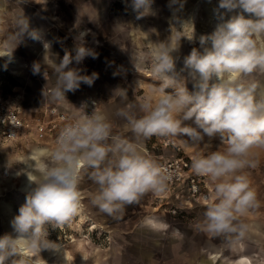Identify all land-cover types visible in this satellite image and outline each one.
I'll use <instances>...</instances> for the list:
<instances>
[{
    "label": "rangeland",
    "instance_id": "obj_1",
    "mask_svg": "<svg viewBox=\"0 0 264 264\" xmlns=\"http://www.w3.org/2000/svg\"><path fill=\"white\" fill-rule=\"evenodd\" d=\"M218 5L219 0H153L152 14L137 19L132 0H0V49L10 50L19 42L18 24L23 17L38 24L41 36L33 40L24 34L13 52L19 58L17 62L12 57L15 64L0 57V91L10 97L19 96L28 119H42L49 107H56L72 120L80 115L78 108L82 105L88 115L102 112L114 134L140 143L159 163L175 156L174 147L165 145L168 140L180 148L177 155L188 160L197 152L207 155L224 151L227 144L219 137L211 141L206 138L200 145H192L183 136L137 140L126 119L118 115L127 104L136 105L135 111L141 115L140 101L148 95L154 99L161 95L152 92L162 84L151 72L150 50L154 44L170 43L176 48L172 55L180 84L193 90L191 70L184 60L193 48L202 50L200 37L211 34L220 22ZM238 11L227 13L225 19ZM85 29L89 34L84 46L94 49L98 57H86L80 64L73 61L69 67L80 69L81 75L95 72L98 78L91 87L82 83L75 92H66L63 101H53L49 95L57 79L53 61L58 64L66 51L74 56L79 43L75 37ZM45 43L49 46L44 47ZM34 63L40 64V74H33ZM245 81L257 82V92H264V71H254ZM117 89H125L127 99L121 98ZM174 90L169 87L166 92ZM33 144L25 139L6 142L0 138V183L6 185L0 195V237L15 236L11 221L27 194L9 182L16 183L13 171L22 167L23 162H17L16 157H25ZM249 158L256 166L243 172L256 193L257 206L238 217L248 225L246 236L239 241L230 243L234 237H215L202 227L214 192L208 177H203L205 185L200 187L207 194L206 202L189 201L170 187L162 196L149 192L138 203L125 206L122 214L109 216L92 204L98 186L84 173L79 186L82 212L62 227L46 226L47 239L54 243L49 249L36 253L22 243L7 264H264V148L251 149ZM37 159L47 162L45 155ZM153 218L163 226L145 223ZM253 251L255 256L251 257Z\"/></svg>",
    "mask_w": 264,
    "mask_h": 264
},
{
    "label": "clouds",
    "instance_id": "obj_2",
    "mask_svg": "<svg viewBox=\"0 0 264 264\" xmlns=\"http://www.w3.org/2000/svg\"><path fill=\"white\" fill-rule=\"evenodd\" d=\"M152 3L132 0L137 19L152 14ZM221 9L225 11L219 12ZM235 10L239 11L225 19ZM216 11L220 22L211 34L200 37L202 50L193 48L184 60L191 70L193 90L180 84L172 55L176 48L170 43H157L150 50L151 72L162 84L152 92L161 95L144 97L139 103L141 115H137L134 104H127L118 115L126 119L137 140L183 136L192 145L217 137L226 142L224 151L207 155L197 152L191 168L214 185L203 229L215 237H234L229 240L233 243L248 231V225L238 217L257 206L256 193L243 170L256 166L249 158L251 149L264 148V92L258 93L259 84L246 82L245 77L256 70L264 71V0H219ZM18 27L19 42L25 33L33 40L41 39L38 31L29 30L26 17ZM88 34L85 29L75 37L79 43L74 56L66 51L58 64L53 61L57 76L49 92L53 101H63L66 92H75L82 83L91 87L98 78L95 72L81 75L80 69L69 67L73 61L80 64L86 57H98L94 49L84 46ZM18 43L0 57L11 60ZM40 73V64L34 63L33 74ZM169 87L175 90L166 92ZM116 91L127 99L125 89ZM78 110L80 115L61 130L54 148L35 150L45 155L47 162L35 158L25 161L27 167L22 171L27 175L29 190L11 221L15 236L0 237V264L17 255L22 243L36 253L54 244L47 239L46 226L62 227L82 212L79 186L84 173L98 186L92 204L109 216L122 214L125 206L138 203L149 192L157 197L166 193L173 175L169 169L147 154L140 143L114 134L104 113L93 111L88 115L84 105ZM145 223L163 226L154 218Z\"/></svg>",
    "mask_w": 264,
    "mask_h": 264
},
{
    "label": "built area",
    "instance_id": "obj_3",
    "mask_svg": "<svg viewBox=\"0 0 264 264\" xmlns=\"http://www.w3.org/2000/svg\"><path fill=\"white\" fill-rule=\"evenodd\" d=\"M19 96L10 97L0 91V138L6 142H16L25 139L27 142L43 144L50 141L56 143L61 130L73 122L71 117L56 107L44 110L42 119H28L18 100ZM165 145L174 147L175 156L166 159L160 164L172 172L170 187L179 190L189 201L206 202L207 194L201 192L200 187L205 185L204 176L196 175L192 168V159L188 160L177 155L180 151L174 141H167Z\"/></svg>",
    "mask_w": 264,
    "mask_h": 264
},
{
    "label": "crops",
    "instance_id": "obj_4",
    "mask_svg": "<svg viewBox=\"0 0 264 264\" xmlns=\"http://www.w3.org/2000/svg\"><path fill=\"white\" fill-rule=\"evenodd\" d=\"M27 18V17H26ZM28 21H29V30H36V31H40V28L37 26L38 24L37 23H35V21H33L32 19L30 20V19H28ZM40 34V33H39ZM27 35V34H26ZM28 36V35H27ZM49 50V49H48ZM10 50H7V49H0V54H2V53H4V52H9ZM12 57H14V58H17L16 59V61L18 62V60H19V58H18V56L17 55H15V53H12ZM54 60V58H53V56H52V61ZM49 62V61H48ZM51 145H53V143L52 142H50V141H47L46 143H44V144H33L31 147H30V149L28 150V152H27V154H26V156L25 157H23V158H18V157H16V161L18 162H20L21 161V163H22V167L21 168H18V169H16L15 171H13V174H12V177L16 180H19V185H18V181L16 180V183H13V182H9L10 184L9 185H11V186H15V188L19 191V189H18V186L19 187H21V189H22V191H25L26 192V194L28 193V190H29V187L28 188H26V189H23V186L24 185H26V180L28 181V178H27V175L25 174V173H20V172H22V170L24 169L23 168V165H24V163H25V161L26 160H28L29 158H35V159H37V157L38 156H40V155H43V154H40V153H35V150L36 149H47V148H51ZM29 152H31V154H28ZM34 153H35V155H34ZM37 156V157H36ZM27 158V159H26ZM26 166V165H25ZM27 167V166H26ZM18 173H19V175H18ZM29 182V181H28ZM4 186H6V185H4V184H2L1 185V183H0V195L3 193V191H4ZM22 193V192H21ZM7 207L5 206L4 208H3V210H4V213H6V211H7ZM255 251H253V252H251V257H253V256H255V253H254ZM243 256V255H242ZM246 256H248V255H246ZM250 256V255H249ZM209 261V260H208ZM252 261L254 262L255 261V259H253L252 258ZM202 264H205V262L203 263L202 262ZM212 264V263H211Z\"/></svg>",
    "mask_w": 264,
    "mask_h": 264
},
{
    "label": "bare ground",
    "instance_id": "obj_5",
    "mask_svg": "<svg viewBox=\"0 0 264 264\" xmlns=\"http://www.w3.org/2000/svg\"><path fill=\"white\" fill-rule=\"evenodd\" d=\"M8 54V52H4V53H2V54H0V56H5V55H7ZM2 58H7L6 59V62H8V63H10V64H15V59H17V58H15V59H13V58H11V60H9V58L8 57H2ZM7 64V63H6ZM17 65V64H16ZM21 67V66H20ZM31 153V152H30ZM37 157V156H36ZM23 172V171H22ZM29 187V182L26 180V185H24L23 186V189H26V188H28ZM23 193V192H22ZM217 256V255H216ZM242 257V256H241ZM213 258H215V256L213 257ZM242 259V258H241ZM245 259V258H244ZM246 260V259H245ZM238 261V260H237ZM210 263V262H209ZM243 264V263H242ZM252 264V263H251Z\"/></svg>",
    "mask_w": 264,
    "mask_h": 264
}]
</instances>
